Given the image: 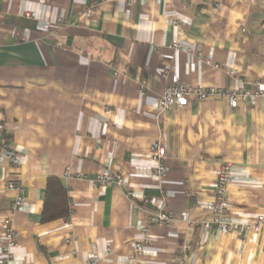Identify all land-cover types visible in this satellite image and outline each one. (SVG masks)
Listing matches in <instances>:
<instances>
[{"label":"crops","instance_id":"crops-1","mask_svg":"<svg viewBox=\"0 0 264 264\" xmlns=\"http://www.w3.org/2000/svg\"><path fill=\"white\" fill-rule=\"evenodd\" d=\"M173 39L192 52L170 48ZM227 67L264 81V0H221L218 9L210 0H0V116L20 155L16 166L0 162V233L17 196L6 184L21 185L27 201L13 214L11 264H90V253L99 256L92 264H130L128 241L163 200L173 221L148 228L159 252L143 264H264V227L248 235L202 228L225 161L234 167L230 217L264 215V100L157 107L176 82L237 85ZM157 140L169 166L161 179L146 159ZM107 165L124 173L135 204L122 187L94 183ZM49 175L67 187L71 213L42 223Z\"/></svg>","mask_w":264,"mask_h":264},{"label":"built area","instance_id":"built-area-1","mask_svg":"<svg viewBox=\"0 0 264 264\" xmlns=\"http://www.w3.org/2000/svg\"><path fill=\"white\" fill-rule=\"evenodd\" d=\"M130 2L131 0H124ZM214 9H218L221 0H210ZM97 10V5L92 4L84 9V16L90 17ZM26 17H31V13H25ZM244 31V29H242ZM169 47L174 50H185L192 52L191 48L184 47L178 39H173ZM197 56L200 60L210 63L208 57L202 53ZM214 67L218 65L214 64ZM169 65L165 67V71L169 69ZM227 76L237 85L232 87H217L215 85L205 86L198 84L196 86L176 82L167 85L157 100L158 110L163 113L171 108L185 107L191 100L203 101L211 97H217L226 102L228 107L236 108L240 103L255 101L257 99L264 100V81L261 79H249L239 73L236 67H227L225 70ZM145 86H139V93H144ZM9 123L0 116V162L8 160L12 165L16 166L20 162V155L14 147L7 141L6 132L9 130ZM146 159L153 163L151 173L157 178L165 177L169 171V166L166 162V149L160 140L150 143V153L146 155ZM234 167L231 162L225 161L221 163L217 170V180L214 196L211 200L205 203V209L208 212V217L202 222L204 231L214 229L219 234L236 233L239 235H248L257 233L264 227V215L258 214L254 219L249 221H236L230 217L232 202L229 197L228 187L233 181ZM69 173V168L66 169ZM76 177H84L76 174ZM94 183L99 186H117L122 187L125 196L136 203L138 198L136 191L127 185V179L121 171L106 166L99 171L94 178ZM6 188L15 190L17 196L13 200L9 215L4 221L2 231L0 233V264H11L15 259V248L17 246V233L15 232L12 219L14 212L24 207L27 204L21 185L14 182H8ZM142 203L151 205L153 201L142 197ZM173 221V214L168 209L166 201H162L155 210L150 211L147 217L141 221V237L131 238L128 244L131 248L129 255L130 264H143L142 257L148 253H158L159 249L151 245V241L147 237L148 228L151 225L169 227ZM188 247H185L187 250ZM112 248L110 243L105 246V252L111 253ZM99 259L96 253H90L87 257L88 263L92 264Z\"/></svg>","mask_w":264,"mask_h":264},{"label":"trees","instance_id":"trees-1","mask_svg":"<svg viewBox=\"0 0 264 264\" xmlns=\"http://www.w3.org/2000/svg\"><path fill=\"white\" fill-rule=\"evenodd\" d=\"M70 213V197L67 187L59 177L54 175L47 176L40 221L45 223L65 218Z\"/></svg>","mask_w":264,"mask_h":264}]
</instances>
